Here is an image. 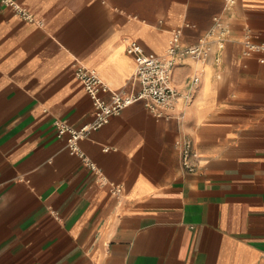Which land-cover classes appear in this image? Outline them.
Listing matches in <instances>:
<instances>
[{
  "label": "crops",
  "instance_id": "0c3cea01",
  "mask_svg": "<svg viewBox=\"0 0 264 264\" xmlns=\"http://www.w3.org/2000/svg\"><path fill=\"white\" fill-rule=\"evenodd\" d=\"M0 0V264H264V0ZM230 32L209 56L183 55L174 84L190 89L170 117L142 100L79 141L61 118L94 119L75 69L95 68L111 89L136 92L133 40L164 53ZM189 137L197 169L181 162ZM118 188H121L119 191Z\"/></svg>",
  "mask_w": 264,
  "mask_h": 264
},
{
  "label": "built area",
  "instance_id": "2783aa9c",
  "mask_svg": "<svg viewBox=\"0 0 264 264\" xmlns=\"http://www.w3.org/2000/svg\"><path fill=\"white\" fill-rule=\"evenodd\" d=\"M6 1H9L24 18L34 19L33 14L26 7L14 0ZM227 1L229 4L233 3V0ZM229 32L230 28L227 21L220 15H215L213 25L208 32L209 39L200 38L195 43L183 44L181 40L182 28L178 27L173 30L168 48L161 54L148 52L136 40L131 41L127 51L135 57V78L140 83V88L134 93L111 89L95 68L78 63L75 74L82 81L93 100L94 119L80 127H75L64 119L55 118L54 123L58 134L66 133L70 152L80 154L86 164L95 168L94 163L81 153L79 141L86 137L91 130L103 126L111 116L119 114L126 106L136 100H142L157 117H170L172 115L171 110L178 99L184 97L185 100L191 101L193 98L192 88L200 82V76L194 74L189 77L190 89L186 93L179 91L173 79L174 68L179 58L183 55H192L196 58L206 59L210 54L213 42H216L219 47H224ZM243 43L246 53H262L259 56V61L264 63V41H256L250 34H246ZM177 143L181 149L183 167L187 171L196 170L200 155L194 148L192 139L185 137L178 140ZM118 190L120 191L121 188Z\"/></svg>",
  "mask_w": 264,
  "mask_h": 264
}]
</instances>
